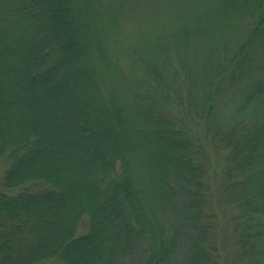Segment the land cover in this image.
I'll return each mask as SVG.
<instances>
[{
    "label": "trees",
    "instance_id": "1",
    "mask_svg": "<svg viewBox=\"0 0 264 264\" xmlns=\"http://www.w3.org/2000/svg\"><path fill=\"white\" fill-rule=\"evenodd\" d=\"M122 3L0 0V264H264V0Z\"/></svg>",
    "mask_w": 264,
    "mask_h": 264
},
{
    "label": "rangeland",
    "instance_id": "2",
    "mask_svg": "<svg viewBox=\"0 0 264 264\" xmlns=\"http://www.w3.org/2000/svg\"><path fill=\"white\" fill-rule=\"evenodd\" d=\"M108 3L118 2V0H105ZM122 13L125 30L128 34L132 33L135 30V27L144 28H156L155 31H160L161 29H165V20L167 14H169L170 18L172 15L170 14V9L172 8V0H123ZM161 22V24H159ZM194 129L200 133L204 142H207L209 138L204 135L203 129L199 128V126L195 125ZM209 149V159L207 160L209 169H210V177L209 181L211 184L210 189H212L211 194H214L218 199L211 197L210 199L212 205H214L217 210H222V201H220V187L218 183L222 180V171L224 167V159L223 155L213 149L211 144L207 145ZM3 166V165H2ZM0 166V176L3 167ZM222 174V175H221ZM219 201V202H217ZM217 203V204H216ZM225 213H228V210H225ZM39 264H56L53 260H45ZM58 264V263H57Z\"/></svg>",
    "mask_w": 264,
    "mask_h": 264
}]
</instances>
